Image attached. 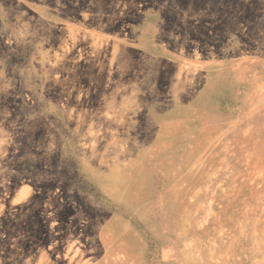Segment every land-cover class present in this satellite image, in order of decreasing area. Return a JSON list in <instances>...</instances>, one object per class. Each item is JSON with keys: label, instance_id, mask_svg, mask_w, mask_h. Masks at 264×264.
I'll return each mask as SVG.
<instances>
[{"label": "rangeland", "instance_id": "rangeland-1", "mask_svg": "<svg viewBox=\"0 0 264 264\" xmlns=\"http://www.w3.org/2000/svg\"><path fill=\"white\" fill-rule=\"evenodd\" d=\"M0 264H264V0H0Z\"/></svg>", "mask_w": 264, "mask_h": 264}]
</instances>
